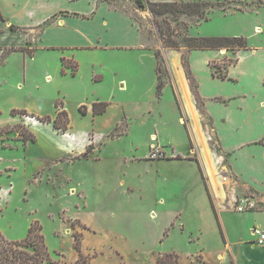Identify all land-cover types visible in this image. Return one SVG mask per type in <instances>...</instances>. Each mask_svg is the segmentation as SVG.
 Instances as JSON below:
<instances>
[{"label": "rangeland", "instance_id": "rangeland-1", "mask_svg": "<svg viewBox=\"0 0 264 264\" xmlns=\"http://www.w3.org/2000/svg\"><path fill=\"white\" fill-rule=\"evenodd\" d=\"M110 1L138 20L144 44L107 51L87 48L77 53L57 46L38 50L32 59L27 53L0 51V232L9 240H21L32 221L38 220L56 264H93L98 256L109 257L105 264H148L152 253L139 250H157L163 231L172 232L173 242L181 245L194 230L191 223L187 222L183 232L172 231L167 218L169 212L187 207L191 192H200L196 167L188 158L200 164L208 188L209 173L214 177L219 168L233 181L203 110L188 65L191 48L183 38L242 35L249 47L260 38L251 35L257 15L237 10H256L264 4L259 0H210L217 6L203 20L185 14L154 17L145 0L143 6L135 0ZM256 18L264 20V11ZM157 26L177 46L164 45ZM254 30L256 34L262 31L258 26ZM224 49L227 53L210 63L219 75L235 60L237 48H221V52ZM57 62L64 72L75 68V77L67 73L53 102H47L50 93L44 81L50 77L43 79L42 72L54 70ZM10 71L13 77L2 82L1 75ZM91 71L104 74L103 80L89 83ZM120 75L125 76L128 89L119 92L116 84L110 91L113 79ZM76 82L83 85L76 86ZM185 86L196 97L193 117L183 99ZM83 95L88 100L96 95L108 98L111 106L107 102L102 112L94 114L93 103L104 101H93L87 110L85 102L79 104ZM58 109L66 111L68 121L60 114L55 126ZM200 147L215 168L208 161L209 171L203 169ZM210 149L216 151L218 160ZM261 208L264 200H258L254 210ZM76 241L80 251L86 248L81 257ZM25 249L32 250L31 246ZM170 252L181 259L180 253ZM188 257L200 264L203 254L197 251ZM212 259L208 255L205 262Z\"/></svg>", "mask_w": 264, "mask_h": 264}, {"label": "crops", "instance_id": "crops-1", "mask_svg": "<svg viewBox=\"0 0 264 264\" xmlns=\"http://www.w3.org/2000/svg\"><path fill=\"white\" fill-rule=\"evenodd\" d=\"M259 1L264 4V0ZM261 10L264 11V7L237 11L253 12L258 17ZM256 17L252 20L251 35H259V40L249 47L236 49L233 52L235 60L226 67L224 75L214 73L210 63L220 59L227 49L221 52V48H191L188 51L189 69L203 110L211 120V130L220 151L227 158L233 181L225 185L217 177L216 170L214 177L209 173L208 188L200 164L188 158L186 161L196 167L200 192H191L187 207L169 212L167 220L170 226L173 225L172 231L183 232L188 221L194 230L189 231L191 235L185 236L181 245L173 242L172 232L160 233L163 237L159 238L157 250H139L152 253L148 264H154L159 254L170 251L181 254L178 264H194L188 256L197 251L203 254L200 264H264V247L255 243L252 231L254 227L264 230V208L238 212L222 206L225 201L223 188L228 185H233L238 195H251L249 193L252 192L256 196H251L260 202L264 200V23L261 22L264 20ZM257 26L262 31L256 34L254 29ZM142 43L144 38L138 20L110 0H0V51L8 50L7 54L27 53L32 59L38 50H51L57 46L77 53L87 48L105 51L136 48ZM8 58L9 55L6 61ZM60 65L57 62L54 70L42 72L43 79L50 77L49 81H44L50 93L47 102H53L54 94L61 90L67 73L75 77V72H64ZM12 73H3L2 82L13 77ZM97 75L100 78H96ZM103 78L104 74H95L94 71L88 74L89 83ZM116 84L119 92L128 89L123 75L113 79L110 91L115 89ZM80 85H83L82 82H76V86ZM181 90L186 109L193 117L194 95L192 98L186 86ZM102 98L96 95L88 100L83 95L79 104L85 102L87 110H90L93 101H110ZM210 152L212 154V149ZM202 153L203 169L209 171V160ZM210 166L215 168L211 162ZM208 255L213 261L205 262ZM108 258L98 256L92 263L105 264Z\"/></svg>", "mask_w": 264, "mask_h": 264}, {"label": "trees", "instance_id": "trees-1", "mask_svg": "<svg viewBox=\"0 0 264 264\" xmlns=\"http://www.w3.org/2000/svg\"><path fill=\"white\" fill-rule=\"evenodd\" d=\"M135 2L143 6V0H135ZM147 7L154 17L161 16L164 13L171 15H197L198 18L207 20L206 16L210 9L217 6V3L210 0H167V1H151L145 0ZM156 22V21H155ZM159 36L161 37L164 45L166 46H177L175 40H172L169 36H166L163 31L158 28ZM184 42L189 48H227L235 47L242 48L246 46V38L242 35L229 36V35H210V36H185ZM157 57V53H155ZM64 63V58L62 57ZM75 68H72L74 73ZM221 75H224L221 74ZM196 96V95H195ZM196 98V97H195ZM104 102L93 103V113H100L106 106ZM101 104V108H97V105ZM58 104L56 103V106ZM83 106L79 107L82 113ZM22 113H26L22 110ZM62 115L66 121L67 113L64 109H58L57 116L53 119L54 125L56 126V120L59 115ZM34 116L33 114H27ZM40 120L44 118L40 117ZM200 168V166H199ZM202 174V172H201ZM203 177V175H202ZM31 246L32 250L28 251L25 247ZM75 248L78 251L79 257L82 256L80 252L78 241L75 242ZM44 262H51L56 264L51 258L48 248L44 242V236L42 233V227L38 220H33L29 225L26 235L21 240H9L0 232V264H44ZM179 255L175 252H164L159 254L154 264H178Z\"/></svg>", "mask_w": 264, "mask_h": 264}, {"label": "built area", "instance_id": "built-area-1", "mask_svg": "<svg viewBox=\"0 0 264 264\" xmlns=\"http://www.w3.org/2000/svg\"><path fill=\"white\" fill-rule=\"evenodd\" d=\"M206 138L210 139V135L206 133ZM212 156L216 160H218L219 156L217 155L215 150H212ZM217 177L221 180V182L230 179L228 174L223 170L222 168H219L216 173ZM229 181H232L231 179ZM224 205L223 207L231 208L238 212L248 211V210H254L258 206V200L251 195H238L235 192V188L233 185H228L227 187H224ZM253 234H254V241L257 245H260L264 247V230L259 227L253 228Z\"/></svg>", "mask_w": 264, "mask_h": 264}, {"label": "bare ground", "instance_id": "bare-ground-1", "mask_svg": "<svg viewBox=\"0 0 264 264\" xmlns=\"http://www.w3.org/2000/svg\"><path fill=\"white\" fill-rule=\"evenodd\" d=\"M154 137H155V136H154V135H152V136H151V139H154Z\"/></svg>", "mask_w": 264, "mask_h": 264}]
</instances>
